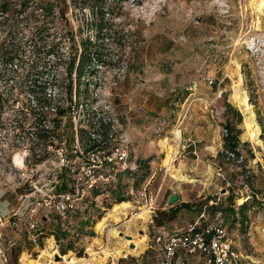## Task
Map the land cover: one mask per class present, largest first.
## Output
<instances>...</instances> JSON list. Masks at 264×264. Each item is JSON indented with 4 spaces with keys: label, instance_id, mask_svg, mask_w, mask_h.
Segmentation results:
<instances>
[{
    "label": "rangeland",
    "instance_id": "obj_1",
    "mask_svg": "<svg viewBox=\"0 0 264 264\" xmlns=\"http://www.w3.org/2000/svg\"><path fill=\"white\" fill-rule=\"evenodd\" d=\"M88 38L101 62L92 61L93 70L78 82L76 65ZM2 43L0 214L9 213L34 187L45 190L57 174L56 149L71 155L79 131H84L83 147L90 146L86 139L100 135L107 150L126 143L136 169L119 172L78 206L74 219L80 228L91 227L87 237L63 236L52 212L43 223L44 242L35 252H26V245L11 253L10 264L20 263V252L36 264L51 235L61 257L88 260L86 249L109 251L123 244L109 235L113 228L119 237L144 232L146 247L139 256H112L104 264H157L153 236L182 232L201 212L204 224H210L217 210L234 248L264 261V220L258 217L264 213V170L252 164L264 150V14L252 0H0ZM238 76L261 127L260 148L240 139L242 116L239 122L228 98ZM209 105L215 117L207 112ZM41 126L50 131L45 139L34 135ZM226 128L240 132L239 162L227 159ZM174 167L189 181L173 178ZM172 195L177 200L169 206ZM211 201L217 206H209ZM121 203L129 206L118 222L108 218L96 230L98 221ZM170 208L180 209L175 220L156 227L153 217ZM144 211L149 221L140 232V221H131ZM48 259L38 264H49Z\"/></svg>",
    "mask_w": 264,
    "mask_h": 264
},
{
    "label": "built area",
    "instance_id": "obj_2",
    "mask_svg": "<svg viewBox=\"0 0 264 264\" xmlns=\"http://www.w3.org/2000/svg\"><path fill=\"white\" fill-rule=\"evenodd\" d=\"M208 82L213 84L210 79ZM221 94V91H217L216 98H220ZM207 112L212 117L217 114L215 108L210 105ZM104 130L106 131L103 136L111 139V132L109 133L107 128ZM97 137L93 138L97 139V145L86 150L88 147L83 148L84 141L77 136L69 156L62 148L56 149L60 161L54 180L44 185V191L34 187L33 192L19 196L18 204H15L9 213L0 214V264H10V254L22 250L26 245V252H35L41 242H44L43 223L48 221L47 218L52 212L59 217L63 236L65 234L71 239L87 237L91 227L84 225L80 228L74 219L78 206L91 192L115 179L119 172L136 170L134 163L129 162L126 143L107 150L102 136ZM226 155L228 160L235 157L236 162H239L238 160L242 159L241 156L236 158L234 153L229 151H226ZM252 164L257 166V170H264V150ZM65 172L67 174L63 176ZM222 174V169L217 168L216 175L222 177ZM244 177L247 178L246 175ZM217 204L211 201L209 206ZM258 217L264 220V213ZM214 218L210 224H204L206 219L201 212L194 223L187 225L182 232H160L153 236V243L159 254L157 264H264V261H256L251 255H244L234 248L233 239L227 232L220 210L215 211ZM84 221L87 222V219ZM49 238L53 240L57 252L54 236ZM20 253L21 256L24 254Z\"/></svg>",
    "mask_w": 264,
    "mask_h": 264
},
{
    "label": "bare ground",
    "instance_id": "obj_3",
    "mask_svg": "<svg viewBox=\"0 0 264 264\" xmlns=\"http://www.w3.org/2000/svg\"><path fill=\"white\" fill-rule=\"evenodd\" d=\"M252 3L256 11L260 12L261 14H264V0H252ZM239 68L240 66L238 65L236 71H238ZM228 98H229L230 103L236 108L239 114L242 115L241 130L243 134L240 137L241 141H247L259 148L262 147L263 141L261 139V135H262V133L260 132L261 127L259 126L257 122V115H255V110L251 102H249L248 95L246 91L244 90L243 81L240 76L237 77L236 82L231 86L230 94ZM176 131L175 133H177ZM162 145L165 146L166 151H168V155H170L172 152L170 151V147H168L167 145V140L162 141ZM163 162H166V161H163ZM169 163H170V159L166 165H169ZM173 173H174L173 178L177 177V179L184 181V182L189 181L188 178L184 174H181L182 172L180 171L178 167H174ZM128 206H129L128 203H121V204L113 206L106 214V217L98 221V223L95 226V229L98 230L101 227H103L105 222H107L108 218L112 219V221L117 223L119 220L118 216L125 213ZM133 219L134 220L132 221L130 220L132 223L134 222L133 225H135L138 221H140V223L143 225L141 227L140 232H143L144 224L149 221L148 212L144 211L142 212V214L136 215V217H134ZM130 226L131 225L128 224L127 227H130ZM109 235L114 238H118L120 241L123 242V244L122 245L120 244V246L115 247L109 251L105 247H101V246H100L101 247L100 252H96L92 248L86 249V251L90 255V259L88 260L79 259L70 254H67L61 257V261H58V262L54 260V255L57 254L55 244L52 239L48 238L47 245L45 248H43V250L40 251L36 264L42 262L41 259L45 256H48L49 264H53V263L54 264H62V263L64 264H104L105 260L112 256H119L121 254H126V253L133 254L134 256H139L141 255V253L146 247L147 237L144 232L138 236H134V235L128 236V234H123L121 237H119L118 236L119 233L113 228L109 230ZM126 236L130 238H127ZM130 245H132L133 247L130 248L129 247ZM21 257L22 259L20 261V264H29V261L25 257V255H22Z\"/></svg>",
    "mask_w": 264,
    "mask_h": 264
},
{
    "label": "trees",
    "instance_id": "obj_4",
    "mask_svg": "<svg viewBox=\"0 0 264 264\" xmlns=\"http://www.w3.org/2000/svg\"><path fill=\"white\" fill-rule=\"evenodd\" d=\"M100 15L101 16L103 15L102 12H100ZM102 30H103L102 21L98 20L95 23V31L97 33V37H100V34H102ZM89 39L90 38H88L87 41L85 43L83 42L81 45L82 53L80 54L79 60H78L77 65H76V73H77L78 82L80 81L82 76H84L87 73V71L90 70V72H91L93 70L94 64L92 61H96L98 63L101 62L100 58H98V56H97V51H91V48L94 47L96 44L91 45V42ZM2 51H3V43L0 44V54H2ZM92 59H94V60H92ZM8 62L11 63L12 60L10 59V61H8ZM74 64H75V60L73 59L67 67L69 70L68 75L71 74ZM70 91L71 90L69 89L68 94L70 93ZM87 92H88L87 90L80 91V93H82L84 96H86ZM44 100L46 101V99H44ZM43 107L44 106H41L42 109H43ZM53 110H57V108H55ZM59 113L61 114V111H59ZM237 115H239V114H237ZM241 116L242 115H239V122H241ZM101 128L103 130L105 129L104 126H101ZM226 130L228 133H227L226 137L224 138L223 148L225 151H229L231 153H234L236 158H238L241 156L239 149H238L240 132H238L237 130H230L229 128H226ZM49 132H50L49 129L41 126L37 130V133L34 135H36L37 138H38V136H40V137L43 136L45 139V138H47V134H49ZM82 132H84V131H79V136L82 139L81 141L83 142L85 140H83V137L81 136ZM86 141L90 145V146H88V148L95 147L97 145V142H98L97 139L91 140L90 137L88 139H86ZM83 148H85V147H83ZM250 154L253 158V153H250ZM121 201H123V200H121ZM184 207H187V205H184ZM179 211H180V209H178V208H176V209L170 208L168 211L159 210L157 215L154 216L152 220H154L155 226L160 228L161 226H164L165 224L174 221L175 217Z\"/></svg>",
    "mask_w": 264,
    "mask_h": 264
},
{
    "label": "water",
    "instance_id": "obj_5",
    "mask_svg": "<svg viewBox=\"0 0 264 264\" xmlns=\"http://www.w3.org/2000/svg\"><path fill=\"white\" fill-rule=\"evenodd\" d=\"M249 102H251L250 99H249ZM176 200H177V196L172 195V196H170V197L168 198V200H167V204H168L169 206H172L173 204L176 203ZM126 237H127V238H130V237H128V236H126ZM129 247L132 248L133 246L130 245ZM54 260H55L56 262L61 261V256H59V255H57V254L54 255Z\"/></svg>",
    "mask_w": 264,
    "mask_h": 264
},
{
    "label": "crops",
    "instance_id": "obj_6",
    "mask_svg": "<svg viewBox=\"0 0 264 264\" xmlns=\"http://www.w3.org/2000/svg\"><path fill=\"white\" fill-rule=\"evenodd\" d=\"M235 210H236V209H235ZM235 210H233V211H235ZM233 211L230 210V214L232 213V215H231V218H232V219H234L233 217L236 216V213H234ZM233 213H234V215H233ZM47 220H48V218H47ZM9 235H11V233H9Z\"/></svg>",
    "mask_w": 264,
    "mask_h": 264
}]
</instances>
